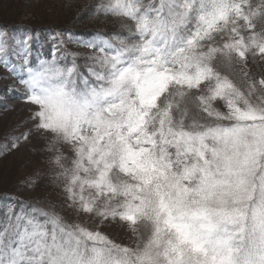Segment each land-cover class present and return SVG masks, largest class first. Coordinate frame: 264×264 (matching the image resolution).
<instances>
[{"label": "snow or ice", "instance_id": "1", "mask_svg": "<svg viewBox=\"0 0 264 264\" xmlns=\"http://www.w3.org/2000/svg\"><path fill=\"white\" fill-rule=\"evenodd\" d=\"M85 15L117 27H0V91L28 111L0 157L27 146L21 190H58L0 194V264H264V0Z\"/></svg>", "mask_w": 264, "mask_h": 264}, {"label": "rangeland", "instance_id": "2", "mask_svg": "<svg viewBox=\"0 0 264 264\" xmlns=\"http://www.w3.org/2000/svg\"><path fill=\"white\" fill-rule=\"evenodd\" d=\"M7 4H18L24 2V0H0V14H7V8L9 6ZM31 2H33L31 0ZM26 3V2H24ZM29 3V2H28ZM37 4H42L38 3ZM22 15L19 17V22L23 21H34V17H37L33 11H29L24 9V7H20L17 12V14L13 15ZM1 27V26H0ZM12 33H17L13 30H9ZM18 34V33H17ZM71 48L75 49L78 46L73 44L70 45ZM82 47V46H79ZM259 70V69H254ZM7 81L0 80V86L3 87L4 84H6ZM17 87H21L20 85H17ZM2 98L5 100V104L0 106V138L3 137V135L6 132H9L13 129V127L22 119H24L27 114V106L23 103L21 99H15L14 97L6 98L5 95H2ZM7 105V107L5 106ZM2 142V141H0ZM39 167V160L36 155L31 153L28 150V147H22L19 151L12 152L9 155H6L4 157H0V191L6 192L7 190H12L15 195H22L24 198L37 196V197H44V196H50L51 199L54 202L56 201V195L57 191H54L53 188L49 186H44V184L41 182L38 184V186L30 188L28 191H22L21 190V181L27 182V178L32 174L33 170L35 168ZM51 193V194H49ZM62 215H66L68 218V222L71 223L73 220V216L70 212H62ZM106 231H109L115 236L124 239L127 241V235L123 231V229L113 227L110 229H106Z\"/></svg>", "mask_w": 264, "mask_h": 264}, {"label": "trees", "instance_id": "3", "mask_svg": "<svg viewBox=\"0 0 264 264\" xmlns=\"http://www.w3.org/2000/svg\"><path fill=\"white\" fill-rule=\"evenodd\" d=\"M24 0V2L17 4H7L9 10L7 14H0V26L7 30H13L17 33L27 31L29 29L36 30L40 29L45 35L47 34L44 30L47 29H73L77 35L87 38L88 33L94 29H100L105 31H112L117 27V22L110 18L103 16H87L85 15L78 23L74 21V17L78 16L84 11L89 5L95 4L98 0ZM38 1L37 4L35 3ZM29 2V3H28ZM33 11L37 17H34V21H23L19 22V17L22 15L17 14V10L20 7ZM3 87L0 86V89ZM5 95L8 99L14 97L15 99L20 98L18 95H7L3 91H0V97ZM6 102L2 100L0 106ZM6 192L14 194L12 190ZM5 193L0 191V194ZM51 194V193H49ZM50 199L51 197L48 196ZM29 198V197H27ZM25 198V199H27ZM0 203H7V201H0Z\"/></svg>", "mask_w": 264, "mask_h": 264}]
</instances>
